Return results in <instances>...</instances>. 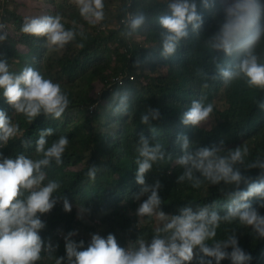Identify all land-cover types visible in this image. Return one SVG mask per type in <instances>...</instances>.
Instances as JSON below:
<instances>
[{"label":"trees","instance_id":"16d2710c","mask_svg":"<svg viewBox=\"0 0 264 264\" xmlns=\"http://www.w3.org/2000/svg\"><path fill=\"white\" fill-rule=\"evenodd\" d=\"M171 2L173 0H133L135 16L144 17L134 30L123 26L107 28L106 9L104 20L91 28L79 29L80 20L76 17L74 39L66 43L64 54H57L55 64L49 65L47 55L55 46L50 48L45 36L23 32L22 25L31 17L19 10L12 13L15 0H0V21L11 24L10 28L0 29V35L4 36L0 40V60L15 73L26 66L40 71L59 82L71 101L59 118L41 112L29 120L7 102L0 89V110L17 126L16 134L4 144L3 150L9 157L14 159L23 154L32 159L42 158L43 154L36 152V141L45 128L53 129L46 136L45 147L60 135L69 138L62 163L57 164L53 158L41 169L45 173L44 182L55 179L60 183L53 197L66 198L74 206L70 211L59 206L51 213H37L44 227L37 230L42 247L40 259L33 264H56L60 257H64L61 264H68L66 241L60 233H73L68 238L77 243L83 240L81 247L86 248L96 228L92 223L95 219L99 220L102 237L114 234L118 245L127 250L138 248L140 239L147 244L157 235L155 229L164 222L155 211L162 210L170 217L179 214L183 207L196 212L208 206L210 211L215 210L223 217L232 193L246 190L248 183L264 179V168L258 163L264 162V88L249 87L243 76L225 82L220 70L233 68L245 53L227 54L212 46V39L224 21L225 9L234 0L225 3L208 0L207 4L204 0H195L202 22L197 28L189 23L187 35L181 36L175 50L165 55L162 33L167 30L159 23V18L170 14ZM258 2L262 5L259 22L264 25V0ZM125 12V6H121L118 23ZM252 51L258 62H264V33ZM120 73L124 83L117 85L116 77ZM220 91L225 97L223 106L216 101ZM122 96L127 97V109L117 112L115 109ZM193 100L211 102L213 112L199 125H185L181 117ZM151 109H158L159 116L153 118ZM144 115L149 117L147 123L141 119ZM141 135L150 145L160 144L163 152V157L144 173L145 184L159 181L160 185L157 192L161 204L152 215L136 212L150 193L134 199V194L143 187L135 179L136 147ZM181 136L188 138L187 151L191 152L208 147L222 149L220 154L226 155L236 147L247 148L243 160L234 165L247 182L212 183L195 169L192 179L180 180L186 170V166L177 163L185 151L182 140L178 139ZM253 164L256 166H250ZM91 168H95L94 179L88 175ZM21 191L20 198H23L30 190ZM248 200L264 215V198L254 195ZM158 235L167 237L169 234ZM233 236L251 256L246 264H264V236L251 225L241 224L238 218L221 219L216 236L205 243L213 246L214 241ZM49 243L52 249L48 248ZM227 250L231 252V245ZM208 260L216 264L214 257L195 246L193 259L184 264H207ZM219 264H233V261L225 258Z\"/></svg>","mask_w":264,"mask_h":264},{"label":"clouds","instance_id":"9594fccd","mask_svg":"<svg viewBox=\"0 0 264 264\" xmlns=\"http://www.w3.org/2000/svg\"><path fill=\"white\" fill-rule=\"evenodd\" d=\"M125 14L115 29L131 27L136 29L144 20L143 15L135 16L133 0H124ZM53 2V0H52ZM69 0L58 3V14L44 13L43 16L34 15L22 25V31L36 36H45L46 43L52 46L63 47L74 39L76 32L74 22L79 18V29L91 28L104 20V0ZM205 4L208 0H204ZM170 14L159 18V23L167 31L163 36V53L171 54L176 47V41L181 36L187 35V26L199 27L201 16L196 12L195 0H173L169 4ZM262 5L258 0H234L225 9V18L219 31L212 39V46L223 49L225 53L243 52L244 57L230 69H221L225 82L243 76L249 87L264 88V62H258L257 56L252 51L254 44L264 33V25L260 24ZM33 17V18H32ZM108 18V17H106ZM105 18V19H106ZM63 21V23H62ZM69 28H66V27ZM8 21L3 22L1 29L10 28ZM102 29H106L102 27ZM82 34V33H81ZM4 36L0 35V40ZM55 47L53 48V51ZM52 51V52H53ZM133 78V77H131ZM116 84L124 83V76L116 77ZM0 89L7 102L17 112L24 113L29 120L34 119L43 112L52 118H59L71 103L68 94L62 90L59 82L45 77L40 71L31 66H26L15 73L9 70V65L0 60ZM127 97L122 96L115 111L123 112L127 109ZM213 112L211 102L193 100L191 106L182 114V123L185 125H199L206 121ZM153 118L159 116L158 109H151ZM144 123L148 122V115L142 116ZM51 127L40 132L36 141V152L42 153V158L32 159L20 154L14 159L3 150L4 144L17 132V126L10 123V118L0 110V264H33L40 259L42 240L38 234L44 227V222L37 213H51L56 207L63 206L65 211H70L74 204L67 200L55 199L52 195L60 188L58 180L51 179L44 182L45 173L42 165H49L54 158L57 164L62 163V155L69 144L66 135H60L50 146L46 145V136L52 133ZM184 154L179 156L177 163L186 166L180 180L193 178V170H198L212 183L221 180L239 185L242 180L247 182L234 165L243 160L247 148L228 150L226 155L220 154L223 150L217 148L200 147L196 151H187L189 141L186 136H181ZM160 144L150 145L143 135L140 136L136 147L135 179L143 185L140 191L134 194V199L145 193H150L136 209L138 215H152L159 209L161 198L158 195L159 181L153 185L145 184L144 173L152 167V163L163 157ZM264 168V162H258ZM256 166V164L250 165ZM88 175L95 178V168H91ZM199 181H197V184ZM22 189L30 190L23 198ZM257 195L264 198V179L248 183L246 190H237L231 194L230 203L225 216L221 217L217 211L209 210L208 206L201 207L194 212L190 207H183L179 214L167 216L162 210L155 211V215L163 221L162 227L155 229L157 235L150 243L143 239L138 241L139 247L125 249L118 245L114 234L109 233L102 237L98 227L99 220H93L96 226L90 235L91 242L86 248L81 246L84 241L77 243L68 238L73 233H60L65 239V250L68 264H184L193 259V248L199 246L200 250L209 257H214L216 264L225 258H230L233 264H246L251 260L239 246L236 237L226 240H216L213 246H208L205 241L216 236V228L221 219L238 218L241 224L251 225L261 236H264V215L252 207L248 198ZM168 233L161 237L159 233ZM231 245V252L227 249ZM52 249L53 245L48 244ZM79 249V250H78ZM73 257L75 259H73ZM64 257L57 259L56 264H61ZM203 261V257H201ZM207 264H212L208 260Z\"/></svg>","mask_w":264,"mask_h":264},{"label":"rangeland","instance_id":"374dc122","mask_svg":"<svg viewBox=\"0 0 264 264\" xmlns=\"http://www.w3.org/2000/svg\"><path fill=\"white\" fill-rule=\"evenodd\" d=\"M224 3L228 1H233V0H221ZM107 4V11H106V17H108L107 24L109 26H106L107 28H114L115 25L118 22V17L121 14V6L125 3L124 0H108L106 1ZM60 3V2H59ZM48 7H54L52 3H48L41 5V0H15V3L12 5V13L15 10H19L22 14L25 16L33 15L39 13V9H45ZM10 30V29H7ZM67 50V45L65 44L63 47H56L53 52H50L47 56V63L49 65L55 64L56 62V57L57 54H64ZM57 70V69H55ZM219 94L216 97V101L218 105L223 106L225 103V97L223 94V91L218 92Z\"/></svg>","mask_w":264,"mask_h":264},{"label":"crops","instance_id":"0c3cea01","mask_svg":"<svg viewBox=\"0 0 264 264\" xmlns=\"http://www.w3.org/2000/svg\"><path fill=\"white\" fill-rule=\"evenodd\" d=\"M106 1L108 0H104V4H108ZM61 3V2H64V0H41V5L43 7V5L45 4H48V3H52L54 5V7H48V8H45V9H39V13H37V15H40V16H43L42 14L48 12V13H53L54 15H57L58 14V3ZM70 3H74L73 0H69ZM107 10V8H104ZM22 14V13H21ZM24 15V14H23ZM27 17H31V15L27 16ZM63 23V21H62ZM3 24V21L1 20L0 21V29H1V25Z\"/></svg>","mask_w":264,"mask_h":264},{"label":"built area","instance_id":"2783aa9c","mask_svg":"<svg viewBox=\"0 0 264 264\" xmlns=\"http://www.w3.org/2000/svg\"><path fill=\"white\" fill-rule=\"evenodd\" d=\"M127 1H129V0H127Z\"/></svg>","mask_w":264,"mask_h":264}]
</instances>
